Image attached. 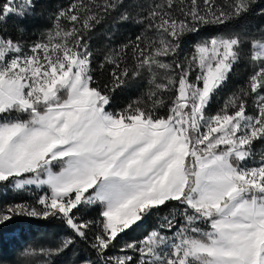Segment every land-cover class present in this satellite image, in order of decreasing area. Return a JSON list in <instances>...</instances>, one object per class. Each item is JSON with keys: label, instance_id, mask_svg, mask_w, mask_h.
I'll return each instance as SVG.
<instances>
[{"label": "snow or ice", "instance_id": "1", "mask_svg": "<svg viewBox=\"0 0 264 264\" xmlns=\"http://www.w3.org/2000/svg\"><path fill=\"white\" fill-rule=\"evenodd\" d=\"M69 253L264 264V0H0V264Z\"/></svg>", "mask_w": 264, "mask_h": 264}, {"label": "trees", "instance_id": "2", "mask_svg": "<svg viewBox=\"0 0 264 264\" xmlns=\"http://www.w3.org/2000/svg\"><path fill=\"white\" fill-rule=\"evenodd\" d=\"M57 2L58 0H47V3L49 5H55ZM254 22H258V21H254ZM103 42H104V38L102 36L94 40V43L97 46L102 45ZM40 223H43V222H40ZM150 224L151 222H149V225H146V227L150 226ZM52 234H53L52 229L35 228L29 232L28 239L40 240L42 238H45L46 236H51ZM143 234H144V230L138 229L137 231L132 232L129 236L125 237V239L127 240L137 239L141 237ZM11 254H12L11 249H8L6 252V256H10ZM58 259L62 262V264H69V261L71 259V253H69L66 256H62L61 258H58Z\"/></svg>", "mask_w": 264, "mask_h": 264}]
</instances>
